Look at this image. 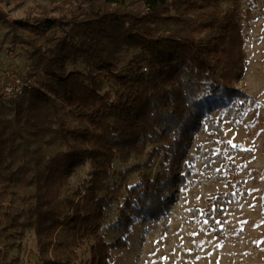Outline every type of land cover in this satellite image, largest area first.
Segmentation results:
<instances>
[{"label": "trees", "instance_id": "1", "mask_svg": "<svg viewBox=\"0 0 264 264\" xmlns=\"http://www.w3.org/2000/svg\"><path fill=\"white\" fill-rule=\"evenodd\" d=\"M252 18L241 0H69L58 15L28 8L13 20L42 76L0 119V221L13 239L31 232L35 264H110L135 223L164 216L194 133L218 134L222 107L240 124L234 81ZM231 199L213 194L202 213L220 236Z\"/></svg>", "mask_w": 264, "mask_h": 264}, {"label": "rangeland", "instance_id": "2", "mask_svg": "<svg viewBox=\"0 0 264 264\" xmlns=\"http://www.w3.org/2000/svg\"><path fill=\"white\" fill-rule=\"evenodd\" d=\"M68 1L0 0V77L5 69H11L31 76L34 86L38 85L40 58L30 55L25 44L13 42L16 32H24L13 20L24 17L28 8L58 15ZM241 3L251 9L253 18L247 27L243 65L234 81L241 93L236 98L246 105L240 124L233 121L227 107H222L217 110L218 134L210 131L208 136L201 129L194 133L188 157L177 169L187 181L167 191L171 203L164 216L132 226L126 235L128 246L112 250L110 264H264V0ZM130 54L127 49L118 51L117 66L124 65ZM83 66L78 61L69 69ZM19 102L20 97L0 100V119L10 118ZM144 158L131 157L128 163ZM161 160L162 156L155 158L152 178L160 170ZM125 165L117 159L114 169ZM87 170V165L75 170L70 187L79 184ZM135 181L133 174L128 182ZM224 192L232 199L222 213L220 236L202 213L213 194ZM7 206L8 199L0 202V218ZM3 225L0 221V264H35L37 251L31 232L13 239L3 231Z\"/></svg>", "mask_w": 264, "mask_h": 264}, {"label": "built area", "instance_id": "3", "mask_svg": "<svg viewBox=\"0 0 264 264\" xmlns=\"http://www.w3.org/2000/svg\"><path fill=\"white\" fill-rule=\"evenodd\" d=\"M34 86V80L27 74L5 69L0 77V100L5 101L22 96Z\"/></svg>", "mask_w": 264, "mask_h": 264}]
</instances>
